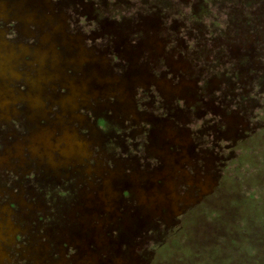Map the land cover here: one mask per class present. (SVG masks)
<instances>
[{
    "label": "rangeland",
    "instance_id": "rangeland-1",
    "mask_svg": "<svg viewBox=\"0 0 264 264\" xmlns=\"http://www.w3.org/2000/svg\"><path fill=\"white\" fill-rule=\"evenodd\" d=\"M126 1L147 23L180 22L205 90L165 86V104L148 105L146 66L127 46L123 78L68 32L76 0H0V264H264V0ZM218 94L224 104H204ZM212 119L228 120L217 140ZM187 127L226 148L219 177L181 175ZM107 203L117 210L103 222Z\"/></svg>",
    "mask_w": 264,
    "mask_h": 264
},
{
    "label": "flooded vegetation",
    "instance_id": "flooded-vegetation-1",
    "mask_svg": "<svg viewBox=\"0 0 264 264\" xmlns=\"http://www.w3.org/2000/svg\"><path fill=\"white\" fill-rule=\"evenodd\" d=\"M99 1L101 2L98 4ZM88 2L90 4H88ZM86 5L87 8L92 5V8L96 11V14L92 17L94 23H87L88 21L84 20L86 18V11L84 10ZM133 7L134 6L126 0H110L107 2L104 0H76L74 5L66 9V18H68L66 28L69 33L78 34L77 32H80L85 39L93 40L95 49H90L93 53H96L95 51L98 50L96 47L104 48V51L109 55L108 58L105 57L107 60L104 63L107 65L109 63L111 70H108L112 71V73L118 77H126V74L129 71V62L131 60L127 61L126 58H123L125 56L124 54L127 52L125 49L127 46V48L135 54V57L146 66L145 71L149 85H145L146 87L144 90L147 91L148 94L147 92H142L143 94H141V97L148 98V105L165 104L160 98V91L165 86L171 85L174 88H179L181 85L183 87L186 83H188V85L193 83L200 91L205 90L206 83H208L207 76L198 68L199 63L201 62V51H196L194 53L188 52L189 45H187V39L183 35L184 31L181 30L182 25L180 22H170L169 19L167 20L169 15L161 16L157 13L154 14L155 18H151V15H148L147 23L145 22V17L141 15L140 12L134 11L136 9ZM84 21L86 24H83ZM105 24L108 26H112L113 24L115 27L119 26V28L117 32L109 30L107 31L109 33L106 32V35L100 34L99 30L101 26L103 27ZM96 40H99V42H95ZM85 45L87 46L88 44L85 42ZM186 57L190 59V62H188L190 68H188L189 64H186L187 66L184 65L187 63L185 60ZM98 74H103V72L100 71ZM195 81L200 82L204 87L200 84H196ZM139 93L141 92L137 91L136 96L137 94L139 95ZM218 95L219 96L213 95L212 97L207 98L209 101L207 103H205L206 98H204L205 100H202L204 104H210L209 107L215 106L217 103L224 104L226 95ZM136 100V104H143V101L139 103L137 98ZM174 104H179L180 107L187 106V110L185 111H187L188 117H192L197 108L195 106V110L191 109V107L188 106V104L191 103H186L187 105L181 104L180 98ZM200 108H204L202 103L199 109H197V116L200 113L204 114L208 111V108L206 110H201ZM165 109L167 111L163 110L159 114L163 115L165 113V117H169L167 113L170 111L168 108ZM190 122L194 123V121ZM227 122L228 120L225 119L213 120V126L209 128L212 132L211 137H213V139L217 140L219 139L218 137L224 136L225 128L228 124ZM101 123L105 124L104 122ZM186 129H188L190 136L191 134L194 136L193 139L195 142L193 145L190 138H183L181 141L182 145L186 144V141L188 144L190 143L192 149L191 156H189L191 159L188 161L186 160L185 167H183L187 172L181 175H188L187 177L189 179L195 181L196 179L200 180L197 176L198 174L201 177H205L200 173L204 174L206 172H211L208 173L209 176L214 177V173L215 177H219L229 161L228 155L225 154L226 148L223 149L220 145L211 142V146H208L203 134L204 131L201 129L192 130V128L188 127ZM206 135L208 136L209 134L206 132ZM180 149L183 150L182 148ZM208 156H211V163L213 166L208 163ZM187 167H191L190 171ZM213 168L215 172L213 171ZM205 178L209 179L208 177ZM187 188L190 189V185H187ZM111 203L113 205L114 200H112ZM109 204L110 203H107V206L103 207L106 209L109 207ZM113 207L114 206H112V211L106 209V211H104L105 213L101 214L103 222L113 218L111 214H114L117 210L116 206ZM100 236L104 239L103 235L100 234ZM94 241L95 240H92L91 243ZM14 262L16 263V260Z\"/></svg>",
    "mask_w": 264,
    "mask_h": 264
},
{
    "label": "trees",
    "instance_id": "trees-1",
    "mask_svg": "<svg viewBox=\"0 0 264 264\" xmlns=\"http://www.w3.org/2000/svg\"><path fill=\"white\" fill-rule=\"evenodd\" d=\"M262 195H263V197H260V206H259V208L258 209L254 208L255 213L260 215V216L264 215V194H262ZM255 196H256V194H254L253 198H256Z\"/></svg>",
    "mask_w": 264,
    "mask_h": 264
},
{
    "label": "water",
    "instance_id": "water-1",
    "mask_svg": "<svg viewBox=\"0 0 264 264\" xmlns=\"http://www.w3.org/2000/svg\"><path fill=\"white\" fill-rule=\"evenodd\" d=\"M78 84H79V83H78ZM89 84H90V83H89ZM89 84H88V85H89ZM88 85L85 86V83H84V84H82V85L79 84V85H76V86L79 87V88H81V90H84V89H86V87H87Z\"/></svg>",
    "mask_w": 264,
    "mask_h": 264
}]
</instances>
